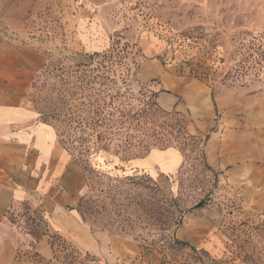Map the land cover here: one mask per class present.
I'll return each mask as SVG.
<instances>
[{
    "label": "rangeland",
    "instance_id": "rangeland-1",
    "mask_svg": "<svg viewBox=\"0 0 264 264\" xmlns=\"http://www.w3.org/2000/svg\"><path fill=\"white\" fill-rule=\"evenodd\" d=\"M78 3L87 55L75 62L56 50L30 102L82 172L73 209L109 236L107 246L98 255L57 235L45 245L44 225L23 212L12 219L9 264H264V163L256 154L264 127L259 140L247 139L245 164L218 170L207 157L208 129H195L187 106L168 97L173 91L153 71L161 64L206 82L220 137L210 150L221 156L224 95L264 83V0ZM163 150L177 156L170 172L130 168Z\"/></svg>",
    "mask_w": 264,
    "mask_h": 264
},
{
    "label": "crops",
    "instance_id": "crops-1",
    "mask_svg": "<svg viewBox=\"0 0 264 264\" xmlns=\"http://www.w3.org/2000/svg\"><path fill=\"white\" fill-rule=\"evenodd\" d=\"M88 34L78 0H0V264H9L14 254L17 240L12 219L23 212L34 213L44 225L45 245L48 235H57L82 251L105 252L109 236L91 229L73 209L85 178L56 139L54 128L39 119L30 102L34 82L56 50L81 62L89 50ZM61 39L62 46L57 49ZM153 71L173 91L168 97H180L181 107L187 106L195 129L213 127L215 113L208 106L206 82L172 75L161 64H155ZM140 72H148L145 63L140 64ZM257 91V95L248 96ZM237 99L239 106H235ZM222 101L221 156H213L210 150L220 139L219 131H212L207 140L208 160H213L218 170L245 164L247 139H260L264 83L239 87L225 94ZM252 125L257 129H248ZM256 151L264 163L263 145ZM176 159L173 151H151L134 160L130 168L152 167L167 173ZM42 250L47 247L42 245Z\"/></svg>",
    "mask_w": 264,
    "mask_h": 264
},
{
    "label": "trees",
    "instance_id": "trees-1",
    "mask_svg": "<svg viewBox=\"0 0 264 264\" xmlns=\"http://www.w3.org/2000/svg\"><path fill=\"white\" fill-rule=\"evenodd\" d=\"M214 130H216V127L215 126H213L212 128H210L209 130H208V132L206 133V138H208L209 137V134L212 132V131H214ZM203 200H201L197 205H195L194 206V208H198V207H201L202 205H203ZM182 244H187L186 242H182Z\"/></svg>",
    "mask_w": 264,
    "mask_h": 264
}]
</instances>
